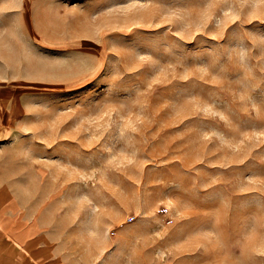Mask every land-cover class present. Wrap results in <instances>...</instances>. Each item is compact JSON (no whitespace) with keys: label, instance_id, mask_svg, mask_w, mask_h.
I'll list each match as a JSON object with an SVG mask.
<instances>
[{"label":"rangeland","instance_id":"rangeland-1","mask_svg":"<svg viewBox=\"0 0 264 264\" xmlns=\"http://www.w3.org/2000/svg\"><path fill=\"white\" fill-rule=\"evenodd\" d=\"M0 177L68 264H264V0H0Z\"/></svg>","mask_w":264,"mask_h":264},{"label":"crops","instance_id":"crops-1","mask_svg":"<svg viewBox=\"0 0 264 264\" xmlns=\"http://www.w3.org/2000/svg\"><path fill=\"white\" fill-rule=\"evenodd\" d=\"M18 183L0 177V264H68L58 241L40 223L37 196Z\"/></svg>","mask_w":264,"mask_h":264}]
</instances>
